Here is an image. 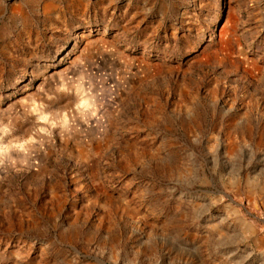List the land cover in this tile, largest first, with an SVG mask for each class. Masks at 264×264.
<instances>
[{
	"label": "rangeland",
	"instance_id": "1",
	"mask_svg": "<svg viewBox=\"0 0 264 264\" xmlns=\"http://www.w3.org/2000/svg\"><path fill=\"white\" fill-rule=\"evenodd\" d=\"M0 264H264V0H0Z\"/></svg>",
	"mask_w": 264,
	"mask_h": 264
}]
</instances>
